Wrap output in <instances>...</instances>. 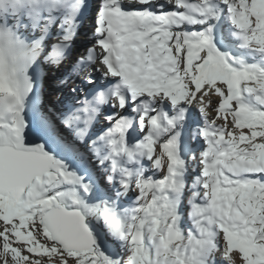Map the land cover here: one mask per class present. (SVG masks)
<instances>
[{"label": "snow or ice", "instance_id": "1", "mask_svg": "<svg viewBox=\"0 0 264 264\" xmlns=\"http://www.w3.org/2000/svg\"><path fill=\"white\" fill-rule=\"evenodd\" d=\"M0 264H264V0H0Z\"/></svg>", "mask_w": 264, "mask_h": 264}, {"label": "clouds", "instance_id": "2", "mask_svg": "<svg viewBox=\"0 0 264 264\" xmlns=\"http://www.w3.org/2000/svg\"><path fill=\"white\" fill-rule=\"evenodd\" d=\"M5 21L11 23L12 22V18L10 16L0 18V22H5Z\"/></svg>", "mask_w": 264, "mask_h": 264}]
</instances>
